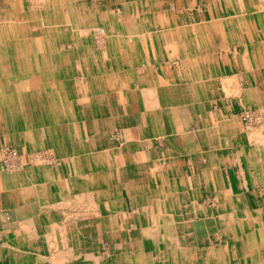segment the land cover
<instances>
[{
  "label": "bare ground",
  "instance_id": "obj_1",
  "mask_svg": "<svg viewBox=\"0 0 264 264\" xmlns=\"http://www.w3.org/2000/svg\"><path fill=\"white\" fill-rule=\"evenodd\" d=\"M26 1L0 0V126L4 124L13 143L7 159L0 157V209L12 210L18 221L16 235L0 245V262L19 260L23 245L39 240L36 228L43 223L48 224L46 239L52 255L38 256L39 260L57 264L61 253L68 255L65 258L85 256L71 240L77 230L68 226L66 218H79L86 201L88 212L96 210L94 215L102 219L103 214L95 209L97 198L104 201V208L101 202L99 207L106 212L115 185L104 156L86 152L84 111L94 97L105 93L140 102L141 122L151 129L158 122L154 112L162 108L158 95L165 99L163 108L169 116L176 111L170 86L174 80L164 60L163 44L173 43L170 46L182 55L186 77L191 80L190 94L182 95L193 97L200 89L201 95L211 97L217 90L205 78V69L221 73L235 66L242 69L243 77L236 71L234 78L223 77L227 98L259 107L255 114L262 118L256 119L264 121V7L255 0H205L211 23L191 31L179 24L177 14L196 0H127L119 20L105 14L86 22L73 15L70 0ZM95 44H102V51L94 49ZM233 45L241 47V52H232ZM151 82L156 85L133 93V85ZM194 106L202 111L198 119L208 123L204 139L216 132L223 148L205 152L201 144H194L195 132L165 137L174 155L169 167H175L180 178L171 183L158 179V185L154 175L141 166L142 154L134 163L136 156L122 150L124 160L137 166L144 179L132 205L134 212L121 215L119 231L130 241L115 264H264V123L259 130H244L245 145L239 142L238 119H211L204 102ZM184 110L179 122L172 118L175 129L187 126L193 111ZM132 139L126 135L125 146ZM235 141L240 147H235ZM238 161L241 168L238 163L235 167ZM244 166L256 172L247 173ZM224 170L231 171L235 181L228 183ZM156 173L158 177L163 174ZM115 201L112 216H117ZM175 206L181 213H175L174 220L167 213ZM34 212L35 217L30 216ZM196 213L225 228L226 247L201 251L196 246L202 225L194 219ZM141 239L148 249H160H137ZM173 241L178 242L175 249L170 246Z\"/></svg>",
  "mask_w": 264,
  "mask_h": 264
},
{
  "label": "crops",
  "instance_id": "obj_2",
  "mask_svg": "<svg viewBox=\"0 0 264 264\" xmlns=\"http://www.w3.org/2000/svg\"><path fill=\"white\" fill-rule=\"evenodd\" d=\"M204 1L205 0H200V2L203 4V7H202L203 10L200 8L202 13H205L207 11L206 5H204ZM193 4H195V3H192L191 5H193ZM258 5H260V0H259ZM207 13H208V11H207ZM206 18H207V14H206ZM178 19H179V17H178ZM210 23H211V20H210V16H209L208 19H206L205 21H202V22H197V23L192 22L190 24H187L188 26H185L184 24L183 25L180 24V25H182L183 27L189 28V30L191 31L192 29H197L198 27L200 28V27H203V25H209ZM237 50L239 52H241V47L236 48V46L233 45L232 52L239 53V52H237ZM162 53H163V49H162ZM164 60H165V62L167 60V58L165 59V56H164ZM180 63H181V66L179 69L175 70V75L179 74L181 76V74H182V75L187 76L188 73L186 72V69H184L182 62H180ZM168 64H170V63H168ZM159 69L161 71V68H159ZM206 69H205V73L203 71L202 72L205 74V78H209V80H211V82L214 83L213 84V85H215L214 88L217 91L214 93V95H212L208 99L206 98L205 101L208 100L209 102L213 103L214 99H216L217 96L220 95L219 94L220 93L219 87H221V86H219V85L223 86V84L221 82L223 80V77L226 78L227 75L228 76L232 75V69H233V72L239 71V70L237 67L233 66V67H231V68L229 67L227 69L223 68L222 72L221 73L219 72L220 73L219 74V73H214L212 67H208ZM240 70L241 71H240V74L238 76L241 75L242 69L240 68ZM219 77L222 79H220ZM241 77H243V76L241 75ZM241 77H240V79H241ZM173 80L174 81L171 83L170 86H172V88L174 90L173 94L175 95V98L172 100V102L174 103V107H176V113L172 114L170 117L169 112L166 113V111L163 108L165 105L164 104L165 99L158 95V97H157L158 103L162 106V108H160V109H158V111L154 112L155 116L158 119L157 124L156 123L154 124V126L156 125L154 129H151L148 124L144 125L141 122V118L143 117V114H142V109H141L142 106H141L140 102L137 101V102L131 103L129 98H126V99L121 98L117 94L113 95L112 93H108V94L98 95L96 97V101L94 102V100H93L92 103H90V106L93 105V108H94L93 113L89 114V111H88L89 107H88V109H86V112L84 111V117H85L84 136L86 137V145H87V146H85V147H87L86 152L100 153L105 157V158L103 157V159H104V162H106V164H107L106 170L108 173L113 174V175H111V180H112V183L115 185V188H114L115 193L113 194V197H112V205L107 206L106 209H108V210L112 209L113 205H114L113 200L114 201L116 200L114 207L118 206L116 209L117 211H115L117 216L110 215V214H114V212L112 210H110V211L107 210L105 212V210L102 209V208H104V205H103L104 201H101V200L99 201L98 198H97V204H98L99 209L98 208H95V209H97V212L99 211L98 213H102L103 217L101 219L100 216L94 215V212H96V210L90 212L91 213L90 214L87 210L88 209L87 203L85 201L86 206L84 205L82 207V210H83L82 213L83 212L84 213L81 214L79 218H75L74 221H73L72 217L70 218V220H69V217L66 218L68 226L71 225V227H73V229L77 230V232L75 231L74 236L71 233V240L76 245V248L78 246L81 249L82 254L85 256L84 257H78V258L67 257L68 258L67 259L65 257L68 255H66V254L64 255L61 253V254L57 255L58 263L60 262L61 264H88L90 262L91 264H97V261H98V264H103L104 255L102 254L101 250H100V252L98 251L97 256H95V255L91 254L92 250L90 252V248H91L90 245L96 246L98 244L100 245L103 243V241L105 239L104 238L105 237V231L104 230H107L108 233H111V235L113 236L114 241H115L114 245L116 246V252L117 253H115L116 256L114 255V257H113V259H114L113 264H115V261L117 258H120L121 250L126 251L124 244L128 243L130 240L126 239L124 234L119 231L122 228L121 225L123 223V218H124V217L122 218L121 215L122 214L130 215L131 212H134V208L132 207V205L134 203L136 205L137 197L141 192V190L138 188V186L140 185V181H142L144 179V176L140 173V170H139V168H137V166H135L132 163L124 160V158L122 156V150L124 149V147L126 149H128L129 153L136 156V158H135L136 162L132 161L134 163H138L137 161H140L139 154H142L141 163H143V164H141V166H143L144 168H147L150 176L154 175V179L156 180L155 184H157V185H158V181H159L158 179H160V181L162 180L163 183L165 182V179L167 180L168 183H171V182L177 180V178H180L178 176L176 168L175 167H173V168L169 167L170 164L172 163V161L174 160V155H173V148L170 144L167 143L165 137H170L171 135H173L174 132H178V133L187 132L188 134H190L191 132L194 134V132H195L197 135L196 137H197V139H199V142H200L201 146L203 147V149L205 150V152H209V151L213 152V150L218 151L219 149L223 148V142H221L220 146L215 145V142H216L215 137H217L216 132H214L215 134L213 133V135L210 138L206 137L207 140H205L203 137V134H205V133H203V131L205 129L201 130V132H199L200 130L195 131L197 123L198 122L202 123L201 120H199L200 115L202 113L200 115H196V110L194 109V107H195L194 104H196V102H204V101L201 99L200 100L196 99L194 96L193 97L189 96L186 98L184 95H182V93L184 92V89L186 87H190L191 83L187 82V80H185L183 78L176 79L175 76H173ZM146 85L147 86H153L156 84L153 82H151V84H144L143 83V85L137 83V84H135V86L133 85V88L136 87V88H134L133 93L137 92V90H139L141 87H146ZM223 88H224V86H223ZM156 91L159 93V89L157 87H156ZM198 91L200 92V89H197L195 92H198ZM101 96L103 98H105L104 100L107 101V104L109 106L108 110L111 114L109 117L107 115H105L106 111H104V107L100 103ZM185 100H187V102ZM216 102H219V100ZM186 105H188V106H186ZM105 107H107V106H105ZM130 108H131V110H130ZM185 108H188L190 111L191 110L193 111L192 113L189 112L190 115L188 116L187 126L185 128L175 129L172 126L173 125L172 118H174L176 120L177 119L180 120L181 114H184ZM205 108H206V106H205ZM206 110H207V108H206ZM130 112H132V113H130ZM208 113L213 115L214 118L218 121L219 120L224 121L226 119V117H224L223 115L220 116L219 114H216L215 112L213 113V112L208 111ZM123 119H125V120L123 121ZM194 119H196V120L194 121ZM192 120H193V122H192ZM196 121H198V122H196ZM122 122H125V123H122ZM159 124L161 125V127L157 126ZM191 127H193V128H191ZM146 134H148V135H146ZM126 135L129 136L130 138H133L132 139L133 142H131L130 144L128 143V146L127 145L125 146V144H127V143L124 142V137ZM158 137H162V140ZM201 139L204 140V143H202ZM240 139H242V138H240ZM239 142H242V141L240 140ZM195 143H196V140H194V144ZM195 145L198 146L197 144H195ZM204 145H207L208 149H205L206 147H204ZM225 146L227 147L228 151L229 150L232 151V149L228 148V143H226ZM235 147L236 148L240 147L239 143H236V141H235ZM236 148H233V149H236ZM236 157H237L236 158V160H237L238 156H236ZM196 160H199L200 162H202L201 164H203V165H207V162L206 161L204 162V160L201 158H198V156L196 157ZM170 161H171V163H170ZM237 163H238V167L241 168L239 161L236 162L235 167L237 166ZM132 170L135 173V177L140 176L139 177L140 179L137 180L135 178L132 180V181L137 180V181H135L136 184L134 185V187L136 189L133 188L132 184L131 185L129 183H127V185L125 184V186H127L126 187L127 188L126 189L127 196L125 198H122L120 196L121 182L123 181L122 175L127 176L130 174V172H132ZM158 171H159V173L160 172L163 173L160 177H158V174L156 173ZM222 174L228 183H230V181L234 180V174L231 171L224 170ZM125 178H127V177H125ZM146 178H148V177H146ZM128 179H130V178H128ZM133 189L135 191H137L135 193V195L133 193ZM110 190H111V187H110ZM123 193H124V191L122 190V195H123ZM99 202L102 203V208L99 207ZM209 209H210V207L207 208L208 211H209ZM2 211H4V212H2ZM5 212H8L12 216V220H11V222H8L6 224L0 223V245H3L6 240H9L14 235H16V231H17V227H18V221L14 215L15 213L9 209H0V213L4 214ZM175 213L178 215L181 213V211H179V209L176 206L173 208L169 207L167 214H169L171 217H173L174 220H175V218L177 219V215ZM31 214H32V216L35 217V215L37 213L36 212L30 213V216H31ZM3 217H4V215H3ZM39 223H41V222H39ZM132 226H136V224H133ZM47 227H48V224L43 223L42 225H40L39 227L36 228V230L39 234V237H38L39 240L38 241L36 240V243L33 242L30 245L32 247H30L26 244L23 245L24 246V253H21L22 257H20L19 260H13V259L9 260L8 259L7 262L1 261L0 264H51L50 262H48L46 260H43V262H42L41 259L39 260V258H38V256L49 257L52 255V251H51L52 249L49 246L48 239H46L47 238V230H48ZM86 231H89V234H87ZM93 232L98 236H94L95 234H93ZM58 233H56V234L60 239V235ZM201 233H202V231L199 230V234H201ZM199 237H201V236H199ZM199 240H202V238H200ZM199 240L196 241L197 247H199V244H198ZM141 241L142 242H140L139 244H142V245L137 244L136 245L137 249L140 247H143L144 243L146 242V240H144V239H141ZM63 242L65 245H67L66 241H63ZM177 243H178L177 241H173V243H171L170 246L173 247V249H175V247L178 245ZM208 243L202 244V245H204V247H202V248L210 250L213 247L219 248L221 246V245L216 246V243H215V245H212L211 243H210V245H208ZM160 245L163 246V243H160ZM205 245H207V246H205ZM29 247L33 248V249H29ZM96 247H98V246H96ZM150 248H152V246H149V249ZM152 250H153V248H152ZM85 252L87 254H85ZM90 254H91V256H89ZM60 256H61V258H60ZM100 256H102V257H100ZM85 257H87L86 260H84ZM20 262H22V263H20Z\"/></svg>",
  "mask_w": 264,
  "mask_h": 264
},
{
  "label": "rangeland",
  "instance_id": "obj_3",
  "mask_svg": "<svg viewBox=\"0 0 264 264\" xmlns=\"http://www.w3.org/2000/svg\"><path fill=\"white\" fill-rule=\"evenodd\" d=\"M126 2H127V0H70L73 15L77 16L78 18H80L81 21L83 20L84 22H86L88 20L93 21L94 18H96L98 16L105 15V14H108L111 16L113 15L116 20H119L120 19L119 16H121L125 13L123 5ZM195 2H197V3H195V5H193L191 7L190 6L184 7L183 8L184 10L180 11V13L177 14L178 16L180 15L179 19H178L179 24H182V25L184 24L185 26H188L187 24H190L192 22L197 23V22H202V21H205L206 19H208L209 13H210L209 7L206 5L208 13H207V11L205 13H202L200 8L203 10V8H202L203 4L200 2V0H197ZM255 2H256V4H259V0H255ZM28 6L30 9H32L33 4L29 1ZM260 6L264 7V0H260ZM262 10H264V9H262ZM263 13L264 12H262V14ZM206 14H207V18H206ZM263 17H264V14H263ZM162 40H165V39H162ZM170 45H173V43L163 44V54L165 56V59L167 58L166 62L170 63V69H171V73H172L171 76L172 77L175 76L176 79L183 78V79L187 80V82L191 83V80L189 81V79L186 77V75H182V74H181V76L179 74L175 75V70L179 69L181 66L180 62L182 60V55H179L176 52V50L174 48H172ZM93 48L98 50V51H102V49H103L102 44H95V46H93ZM202 54H204V53H202ZM222 54H224V52H222ZM144 70H145V68L142 71H144ZM238 70L239 71H236V73L238 72L237 74H240V71H241L240 68H238ZM161 71H165V70L163 69ZM232 72H233V69H232ZM141 74H142V72H141ZM230 76H231V78H234L235 73H234V75H230ZM261 81H264V79ZM220 86L222 87V88L220 87V93H219L220 95H218L217 98L214 99L213 103L209 102L208 100L205 101V99L207 97H204V95H201L203 91L202 92L201 91L200 92L199 91L194 92L193 96L196 99H199V100L201 99L204 101V105L207 108V112L208 111L213 112V113L215 112L216 114H219L220 116L223 115L226 118L228 117V118L238 119L240 122L239 123L240 127H238V133L242 134V139H240L239 136L238 137H239V140H241L242 143L246 145L248 142V137L245 135L244 130L249 131V128L250 129H257V127L259 130L260 127L263 126V125L261 126V122H262V124L264 123L263 120L259 123L257 121V119H261L262 116H260L259 114H257V115L255 114L257 112L256 109H258L259 107H256L255 105L250 106L248 103H246V102L244 103L243 100H242V102H243L242 104L238 101L233 102L232 100L227 98V96H226L227 94L225 92V89H223V86L222 85H220ZM190 92H191V90H189L188 87H186L184 94L189 95ZM105 94H108V93H105ZM104 99L105 98H103L101 96L100 103H101V105H103L104 111H106V113H107V114L105 113V115H107L109 117L111 115L109 110H108L109 106L107 104V101H105ZM93 100L95 102L96 97H94ZM218 100H219V102H216ZM105 106H107V107H105ZM250 107H252V108H250ZM93 109H94L93 105H91L88 109L89 114L93 113V111H92ZM258 111H260V109H258ZM174 113H176V111L172 112L171 115ZM201 113H202L201 108L198 106L197 111H196V115H200ZM253 113L255 115H253ZM233 116H235V117H233ZM210 117L212 119V117H214V116L210 114ZM124 120L125 119H123V121ZM195 120L196 119H194V121ZM201 122L202 123H199V124L197 123L195 131L200 130L199 132H201V130L209 129L208 123H205L204 120H201ZM122 123H125V122H122ZM212 124L215 125L214 122ZM157 126L161 127L160 124ZM193 127H191V128H193ZM254 133H256V130H254ZM215 139H216L215 145L220 146L222 141L218 137H215ZM201 141H202V143H204V140L201 139ZM196 142L197 143H195V144L200 145L199 139L196 140ZM204 147H206L205 149H208L207 145H204ZM124 150L127 151V149L125 147H124ZM7 152H10V153L13 152V143H12V139H11L9 133L5 129L4 124H2L0 126V157L2 160L7 159V155H6ZM244 168H245L244 170L247 169L246 166H244ZM132 172H133V170H132ZM132 172H130V174L127 176L124 175L127 178H125L122 175L123 181L121 182V193H120V196L122 198H125L127 196V191H126L127 186H125L124 183H126V185H127V182H128L130 185L131 184L133 185V188H135L134 187V185L136 184L135 181L140 179L139 178L140 176L135 177V173L134 172L132 173ZM249 172L253 173V172H256V170H254L253 168L251 169V171L247 169V173H249ZM128 178H130V179H128ZM135 178L137 180L132 181ZM248 179H249L248 177H245V180H248ZM257 188H260V186H258ZM122 190L124 191L123 195H122ZM244 190L247 191V189H244ZM133 193H134V195L136 193V191L134 189H133ZM262 197H264V195H262ZM212 206H213V203L208 205V207H210V208ZM2 212H4V211H2ZM3 215H4V217H3ZM202 216H203V214H200V213L197 214L196 213V215L194 217V219L197 222H199V223L201 222V224H202L198 227V229L202 231V233L200 234L202 240H199V242H198L200 250L201 251H205V250L209 251L208 249L202 248V247H204V245H202V244H206L208 242H209L208 245H210V243L212 245H215V243H216V246L221 245L219 248L213 247L210 250L219 251L220 249L226 247L228 236H227V232L225 231V228L223 226L221 227L220 223L214 224L211 219H207V221L208 220L211 221V224H208L207 221L202 220ZM204 217H207V216H204ZM207 218H209V217H207ZM11 220H12V216L8 212H5L4 214L0 213V223L6 224L8 222H11ZM104 231H105V237H104L105 239H104L103 243L100 245L99 244L96 245L98 247L90 245V247H91L90 252L92 250L91 254L97 256V252L98 251L100 252V250H101L102 254L104 255L103 264H113V260H114L113 257H114V255L116 256L115 253H117L116 252V246L114 245L115 241H114V238L111 235V233H108L107 230H104ZM94 232H93V234H95ZM86 233L89 234V231H86ZM94 236H98V235L95 234ZM140 242H142V241L139 240L138 243H140ZM205 246H207V245H205ZM152 248H153L154 252H156L157 250L160 249V247H158V246L157 247L154 246ZM152 248L148 249V247L144 244L143 247H140L138 249H141L143 251H149V250H152ZM100 257H102V256H100ZM88 264H91V263L89 262ZM120 264H123V263H120Z\"/></svg>",
  "mask_w": 264,
  "mask_h": 264
}]
</instances>
